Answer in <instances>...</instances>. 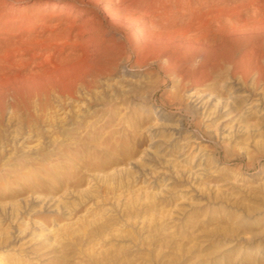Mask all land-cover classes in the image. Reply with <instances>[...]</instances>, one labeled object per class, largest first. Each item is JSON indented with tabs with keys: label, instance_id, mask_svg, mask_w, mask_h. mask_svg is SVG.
Masks as SVG:
<instances>
[{
	"label": "rangeland",
	"instance_id": "374dc122",
	"mask_svg": "<svg viewBox=\"0 0 264 264\" xmlns=\"http://www.w3.org/2000/svg\"><path fill=\"white\" fill-rule=\"evenodd\" d=\"M70 2L0 0V97L32 101L0 119V264H264V79L196 93L120 57L82 86L95 6ZM203 39L208 59L248 40L264 65L263 22Z\"/></svg>",
	"mask_w": 264,
	"mask_h": 264
},
{
	"label": "bare ground",
	"instance_id": "6f19581e",
	"mask_svg": "<svg viewBox=\"0 0 264 264\" xmlns=\"http://www.w3.org/2000/svg\"><path fill=\"white\" fill-rule=\"evenodd\" d=\"M221 3L222 0H72L60 4L70 10L78 5H93L92 18L98 17L102 22L100 30L89 22L91 17L78 27L76 34L83 37L85 59L92 71L78 78L77 84L91 87L94 74L111 72L120 57L133 58L136 66L156 62L160 71L176 73L181 86L196 85V93L205 92L209 87L203 83L225 71L232 78L238 76L246 82L252 77L253 83H258L264 79V65L260 58L247 64L251 42H243L229 57L208 59L206 51L210 44L203 36L225 27L248 31L262 25L264 19L255 16L264 12V3L252 2L240 11H225L220 8ZM57 6L54 4V9ZM38 55L32 54L28 63ZM172 100L181 106L185 104L178 94ZM31 104L30 98L21 99L7 88L0 97V119L8 108Z\"/></svg>",
	"mask_w": 264,
	"mask_h": 264
}]
</instances>
